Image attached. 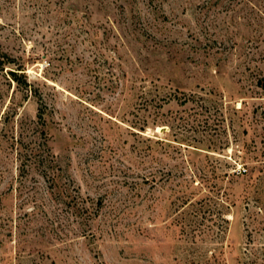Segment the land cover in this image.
I'll use <instances>...</instances> for the list:
<instances>
[{"label": "rangeland", "instance_id": "rangeland-1", "mask_svg": "<svg viewBox=\"0 0 264 264\" xmlns=\"http://www.w3.org/2000/svg\"><path fill=\"white\" fill-rule=\"evenodd\" d=\"M0 264H264V0H0Z\"/></svg>", "mask_w": 264, "mask_h": 264}, {"label": "trees", "instance_id": "trees-1", "mask_svg": "<svg viewBox=\"0 0 264 264\" xmlns=\"http://www.w3.org/2000/svg\"><path fill=\"white\" fill-rule=\"evenodd\" d=\"M6 60L8 59H5L2 64H6V62H8ZM10 74L12 75L13 80L17 81L18 83L20 82L18 73L16 71H10ZM25 84H28L27 81H25ZM38 117L39 120H42L43 114L39 113ZM18 155L20 161L19 175L21 177L29 175L33 170H39L41 175L45 179H53V182H56V180H58V178L61 176V169L57 167V164L54 160V156L52 155L50 150L47 149L43 144H38L36 146L26 145L23 150L21 149L19 151ZM62 194H66L64 196V200H69L71 198L70 203L71 201L75 200L72 199L71 193L68 189H64L63 191H61L60 195ZM83 210H85L86 212L89 211L88 208H85Z\"/></svg>", "mask_w": 264, "mask_h": 264}]
</instances>
